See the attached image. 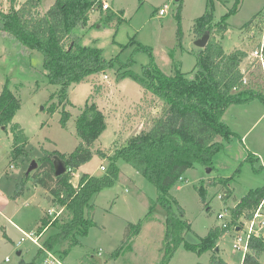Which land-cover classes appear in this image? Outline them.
Instances as JSON below:
<instances>
[{
    "label": "rangeland",
    "instance_id": "obj_1",
    "mask_svg": "<svg viewBox=\"0 0 264 264\" xmlns=\"http://www.w3.org/2000/svg\"><path fill=\"white\" fill-rule=\"evenodd\" d=\"M54 1L41 0L40 11L45 12ZM105 1L110 4L109 12L116 15L109 20L108 11L97 5L81 30V42L100 48L103 57L113 64L81 83L71 84L65 106L59 103V86L49 83L44 54L28 50L13 35L0 32V92L7 85L20 98L21 108L14 122H19L28 136L25 150L13 157V133L10 126L4 129L0 125V264H19L21 260L27 264H48L46 258L56 264H81L83 256L97 264H161L166 210L158 202L157 186L123 158L118 160L121 173L116 184L92 198L93 208L86 212H91L94 224L87 234H75L78 243L71 245V236L54 251L44 248V240L56 231L51 225L41 232L39 245L28 239L18 244L24 236L21 230L39 233L42 217L49 209L62 208L48 190L35 183L38 168L29 172V167L33 161L41 166L48 152L71 153L76 148L79 138L75 122L88 100L95 101L107 117V126L95 149L112 154L131 136L147 129L161 114L164 102L131 77L118 80V73L131 69L143 74L145 67L151 65L172 74L178 66L192 76L200 49L195 44L199 36L194 25L209 3L214 20L224 18L227 24L223 36L218 34L217 38L227 52L237 48L248 51L241 65L248 75V84L264 89L261 66L250 57L264 35V0ZM165 5L167 11L161 16L159 10ZM235 6L238 11L230 13ZM10 8L11 0H0V12ZM222 119L230 128L231 137H218L223 146L212 153L211 165L195 163L186 170L184 179L170 189L169 196L172 209L190 222L185 242L197 244L213 227L227 221L229 228L218 239L220 250L215 252L229 264H242L245 250L234 249L236 232L232 229L231 213L251 189L264 186V97L254 96L229 105ZM108 161L94 155L82 165L79 175L73 174L72 182L78 184L85 172L102 174V165L107 167ZM208 167H213L210 172ZM22 184L24 190L18 193ZM201 184L204 195L199 191ZM225 212L224 218L218 216ZM62 214L63 211L57 217ZM50 217L56 219L54 215ZM129 223L141 224V230L125 242ZM260 232L264 238V225ZM213 253V249L202 253L188 250L183 243L169 264H208ZM260 260L264 264V251Z\"/></svg>",
    "mask_w": 264,
    "mask_h": 264
},
{
    "label": "trees",
    "instance_id": "obj_2",
    "mask_svg": "<svg viewBox=\"0 0 264 264\" xmlns=\"http://www.w3.org/2000/svg\"><path fill=\"white\" fill-rule=\"evenodd\" d=\"M97 5L102 9L101 0H55L42 13L41 0H26L22 3L11 0L10 10L0 12V32L13 35L26 49L39 50L44 54L49 83L59 86V103L64 106L69 101L71 84L81 83L88 76L103 72L113 64L103 57L100 48L81 42V30L87 26L90 14L97 9ZM104 10L108 11L109 20L116 15L114 11L109 12L110 9ZM237 11L238 7L235 6L230 13ZM226 30L224 18L221 21L214 20L209 3L205 13L196 20L194 32L199 37L209 32L211 37L206 47L200 48L197 53L196 69L192 76L178 66L172 74H166L151 65L145 67L143 74L131 69L119 71L118 80L131 77L145 91L151 92L153 97L163 101L164 106L161 114L153 119L147 129L131 136L112 154L100 148L95 149L97 139L107 126L105 112L95 101L88 100L85 103L75 122L79 138L76 148L71 153L58 150L48 152L35 171V183L48 190L58 206L63 208L62 217L55 220L48 214L42 217L40 234L51 225L56 228L44 240V248L54 251L71 236L70 244L74 245L79 242L76 233L87 234L94 221L91 212L87 215L86 210L93 208L91 200L97 193L116 184L121 173L118 160L123 158L157 186L158 202L166 210L161 264H169L183 243L186 249L199 253L213 249L208 264H229L215 252L217 241L226 228L213 227L197 244L185 242V232L190 229V222L183 220V215L172 209L173 200L169 196L170 189L183 178L187 169L199 161L210 166L212 153L223 146V139L231 137L232 132L222 119L227 107L248 101L254 96L264 97V89L242 83L241 65L248 57V51L237 48L227 52L222 41L217 38L218 34L223 36ZM20 108V98L5 85L0 92V125L5 129L10 126L13 133V157L23 152L28 142L24 127L14 122ZM51 110H55V107L52 106ZM64 112L67 115L68 112ZM66 122V118H63V123ZM218 137L222 140H218ZM55 154L61 156L68 168L60 176L55 175ZM96 154L109 160L104 172L100 175L83 173L78 184L74 185L73 174ZM23 190V184L19 185L18 193ZM199 191L204 195L203 184ZM263 199L264 186L251 189L232 208L234 224L242 218H250ZM140 230L141 224L129 223L125 242L130 241ZM263 251L264 238H252L242 264H262L260 254ZM81 264L97 262L83 256Z\"/></svg>",
    "mask_w": 264,
    "mask_h": 264
},
{
    "label": "built area",
    "instance_id": "obj_3",
    "mask_svg": "<svg viewBox=\"0 0 264 264\" xmlns=\"http://www.w3.org/2000/svg\"><path fill=\"white\" fill-rule=\"evenodd\" d=\"M103 9H109L110 4L107 1L102 2ZM167 5L165 7L160 8L159 10V15H164L166 13ZM250 57L257 61L259 65L261 66L262 73L264 75V35L262 36V40L260 41V44L255 47L251 53ZM243 72V79L242 83L243 84H248L249 78L246 73V70L242 68ZM105 77H108L107 74H105ZM102 168L105 169V167L102 165ZM182 179V178H181ZM219 197L222 198V195ZM63 209L60 208L59 210H56L55 208H50L48 211V215L52 216L54 215L56 218L62 213ZM227 215V212L225 213H219V217H225ZM264 225V199L262 200L261 204L254 210L252 216L250 218H242L238 220L236 224L232 226V229L236 232L235 235V242H234V249H243L245 252L249 248V242L252 238L255 237H261L262 234L260 232V229ZM221 227L223 228H229V224L227 221L222 222ZM24 236L21 237L20 241L18 244H21L23 241H26L27 239L30 240L32 243L35 244H40L39 243V238L41 237L42 234L38 233L37 231L30 230L25 231L21 230ZM8 261L9 259L6 258ZM46 262L48 264H56L54 261L50 260L49 258H46Z\"/></svg>",
    "mask_w": 264,
    "mask_h": 264
},
{
    "label": "water",
    "instance_id": "obj_4",
    "mask_svg": "<svg viewBox=\"0 0 264 264\" xmlns=\"http://www.w3.org/2000/svg\"><path fill=\"white\" fill-rule=\"evenodd\" d=\"M210 33L209 32H206L202 37H199L195 40V44L199 47V48H205L206 45L208 44L209 40H210ZM53 165H54V170H55V175L56 176H60L62 174H64L68 168H67V165L65 163V161L61 158V156L55 154L53 156ZM39 167V164L37 161H33L32 164L30 165L29 167V172L37 169ZM211 167H208L207 168V172H210L211 171ZM216 252L218 253L220 248L219 246H216L215 248ZM22 254V250H19L18 251V255H21ZM26 262L24 260H21L19 262V264H25Z\"/></svg>",
    "mask_w": 264,
    "mask_h": 264
},
{
    "label": "crops",
    "instance_id": "obj_5",
    "mask_svg": "<svg viewBox=\"0 0 264 264\" xmlns=\"http://www.w3.org/2000/svg\"><path fill=\"white\" fill-rule=\"evenodd\" d=\"M19 123V122H18ZM4 128V127H3ZM5 129V128H4ZM82 167V166H81ZM81 167L76 171V174H78V171L81 169ZM85 173H89V172H85ZM75 174V173H74ZM92 174V173H91ZM79 175V174H78ZM81 175V174H80ZM81 177V176H80ZM80 179V178H79ZM79 182V181H78ZM75 185V184H74ZM77 185V184H76Z\"/></svg>",
    "mask_w": 264,
    "mask_h": 264
}]
</instances>
